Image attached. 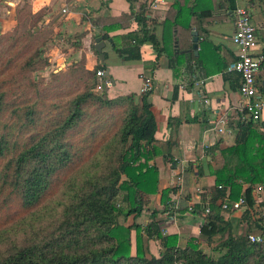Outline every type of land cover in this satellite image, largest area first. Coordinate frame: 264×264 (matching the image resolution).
<instances>
[{
	"label": "trees",
	"instance_id": "1",
	"mask_svg": "<svg viewBox=\"0 0 264 264\" xmlns=\"http://www.w3.org/2000/svg\"><path fill=\"white\" fill-rule=\"evenodd\" d=\"M182 16L180 9L173 21L169 14L163 23L171 26L176 43L183 32L191 35L193 30L183 26ZM211 16L207 11L199 17ZM31 17L24 9L21 31L0 36V264H264V241L234 234L221 206L226 198L244 197L248 216L255 208L254 187L264 183L263 124L242 122L236 144L222 151L223 167L212 172L215 187L202 197H211V213L201 237L224 239L221 256L207 255L195 239L180 248L177 236H162L157 212L145 228L136 223L150 196L159 193V169L152 164L161 153L153 92L116 98L109 97L106 87L96 92L97 73L107 70L105 64L89 71L84 62L72 63L47 84L36 80L31 74L49 67L50 59L44 53L47 41L40 38L47 30L38 23L29 28ZM136 18L141 30L123 38L121 48L118 38H112L114 49L131 62L141 59L142 45L152 44L154 71L160 56L169 53L167 41L162 44L151 34L146 18ZM108 33L106 40L111 39ZM260 91L263 95L264 87ZM181 123L170 120L175 131ZM175 191L162 192L165 206ZM59 194L63 199L55 205L56 214L39 226L26 222ZM263 213L255 221L264 237ZM144 234L148 241L162 240L159 256L145 247Z\"/></svg>",
	"mask_w": 264,
	"mask_h": 264
},
{
	"label": "crops",
	"instance_id": "2",
	"mask_svg": "<svg viewBox=\"0 0 264 264\" xmlns=\"http://www.w3.org/2000/svg\"><path fill=\"white\" fill-rule=\"evenodd\" d=\"M238 6L251 10L257 27L256 53H264V0H135L133 4L127 0H0V33L14 30L18 15L24 9L30 11L32 23H38L51 35L48 56L55 67L84 62L87 70L94 71L102 65L96 44L97 39L103 37L105 65L110 77L105 80L110 83L106 87L110 98L140 95L143 76L153 78L154 91L150 99L158 122L161 153L152 164L159 169V193L150 196L149 207L136 223L145 228L157 212L156 221L163 237L177 236L180 248H186L195 239L207 255L216 259L222 254L220 244L224 239L201 237L205 212L199 204L203 195L210 194L215 187L212 172L223 167L222 151L236 144L244 121L240 75L228 71L237 58L232 38L235 33L233 8ZM180 9L183 10V26L190 25L193 30L191 35L183 32L176 43L171 26L163 23L169 14L173 21ZM207 11H211V17H199ZM131 14L129 19H119ZM138 16L147 19L148 30L162 44L167 41L169 53L160 56L154 71L157 52L152 44L142 45L141 59L131 62L124 61L114 49L112 38H118L116 44L121 48L126 43L123 38L141 30ZM110 20L114 21L108 22ZM201 25L202 31L198 30ZM105 27L111 29L109 33ZM193 32L199 36L198 55L193 50ZM107 33L109 40L105 39ZM178 49H183L182 53L176 51ZM191 54L198 59H193ZM130 74L134 75L133 79ZM257 81L259 88H263L264 70ZM223 113H228L230 122L226 132L219 134L211 122ZM171 118L182 121L176 131L170 126ZM262 124L260 128L264 130V115ZM214 147L217 149L209 151ZM169 188L176 191L167 207L161 197ZM198 189L203 193L199 194ZM255 198L257 204L250 209L249 216L247 208L224 213L232 222L234 234L260 233L255 220L264 209V197L255 195ZM192 203H196L193 212L189 210ZM133 222L130 219L128 224ZM144 241L151 255H160L161 239L148 241L144 234Z\"/></svg>",
	"mask_w": 264,
	"mask_h": 264
},
{
	"label": "built area",
	"instance_id": "3",
	"mask_svg": "<svg viewBox=\"0 0 264 264\" xmlns=\"http://www.w3.org/2000/svg\"><path fill=\"white\" fill-rule=\"evenodd\" d=\"M66 12V10L64 11ZM235 33L232 41L237 48V60L228 68L229 72H234L240 75L241 83L239 92L244 99L242 106L244 120H253L256 123H262L264 115V98L262 97L258 86V75L264 70V53H256L258 47L257 27L253 21L252 13L249 7L238 6L233 11ZM96 92H102L105 87L110 86V83L105 80V72L97 73ZM142 93L154 91V83L152 77L143 76ZM141 93V94H142ZM230 117L228 113L220 114L212 125L219 134H224L228 128ZM222 188V187H220ZM197 192L202 194L203 191L198 189ZM254 195L264 197V183L254 187ZM205 216L211 213V201L200 202ZM196 203L189 206L191 212L194 211ZM224 211H239L247 208V201L244 197L238 201H231L226 198L221 204ZM264 211V209H263ZM264 217V213L262 215ZM249 238L253 243H262L264 237L262 233L250 234ZM176 264H184L176 262Z\"/></svg>",
	"mask_w": 264,
	"mask_h": 264
},
{
	"label": "rangeland",
	"instance_id": "4",
	"mask_svg": "<svg viewBox=\"0 0 264 264\" xmlns=\"http://www.w3.org/2000/svg\"><path fill=\"white\" fill-rule=\"evenodd\" d=\"M23 15V14H22ZM21 16V15H20ZM27 20V16L23 19V21ZM34 26V24L32 23V18H30V21H29V24H28V27L29 28H32ZM27 27V28H28ZM20 30V26H19V15H18V25L17 27L14 29V30H8L4 33H0V36L1 35H5L7 33H12V32H15V31H19ZM42 30V29H41ZM21 31V30H20ZM40 38L41 39H46V45H45V48H44V53L45 55L50 59V56H48V52H49V49H50V36L47 34L48 31H44L42 30V32H40ZM49 37V41H48V38ZM69 66V65H68ZM67 67L65 68H61V67H55L53 65V63L50 61V66L49 67H45L43 68L42 70L38 71V72H35V73H32V77L35 78L36 80L40 81V82H43L45 84L49 83L52 79H53V75L56 74V73H59V72H62L63 70H65ZM133 74H130V78L133 79ZM110 88V87H109ZM108 93V92H107ZM108 95H110L108 93ZM63 199V196L62 194H59L58 196L55 197V200H53V204L51 205H47V206H44L43 208H41L39 211L36 212V214H34V216H30L28 218V220L26 221L28 224H30L29 222H34L36 224H34L35 226H39L41 221H46L48 219H50L54 214L57 213V210H56V207L55 205L62 201ZM251 234H254V233H251Z\"/></svg>",
	"mask_w": 264,
	"mask_h": 264
},
{
	"label": "water",
	"instance_id": "5",
	"mask_svg": "<svg viewBox=\"0 0 264 264\" xmlns=\"http://www.w3.org/2000/svg\"><path fill=\"white\" fill-rule=\"evenodd\" d=\"M193 50L195 52L196 55H198V51H199V36L197 32H193ZM105 48V42L103 40V37H99L97 39V44H96V50L99 53V58L102 62V64H105V60H106V54L103 53V50ZM109 76V69L107 70V73L105 74V77Z\"/></svg>",
	"mask_w": 264,
	"mask_h": 264
}]
</instances>
